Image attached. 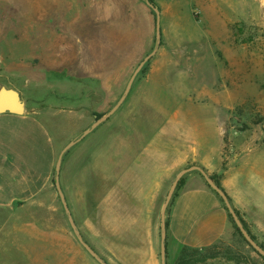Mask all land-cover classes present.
I'll return each mask as SVG.
<instances>
[{
	"label": "rangeland",
	"instance_id": "rangeland-1",
	"mask_svg": "<svg viewBox=\"0 0 264 264\" xmlns=\"http://www.w3.org/2000/svg\"><path fill=\"white\" fill-rule=\"evenodd\" d=\"M154 1L161 34L156 54L118 110L71 147L67 158L78 156L88 141L94 146L105 122L135 114L137 102L146 99L168 115L170 109L185 112L178 114L179 127L193 129L194 120L209 119L222 131L231 157L263 150L264 0ZM155 47L156 14L143 0H0V89L20 94L25 111L48 127L60 151L90 129L96 115L102 118L115 107ZM159 78L162 84L154 86ZM192 166L197 165L183 169ZM218 175L222 187L223 171ZM193 176L213 190L192 171L177 184L173 199L193 186ZM255 182L263 185L259 178ZM247 193L253 197L251 189ZM244 223L264 250V235ZM72 234L78 240L73 229ZM80 249L90 259L82 264H99L81 244ZM165 263L264 264V258L232 228L230 236L202 250H169L166 241Z\"/></svg>",
	"mask_w": 264,
	"mask_h": 264
},
{
	"label": "crops",
	"instance_id": "crops-1",
	"mask_svg": "<svg viewBox=\"0 0 264 264\" xmlns=\"http://www.w3.org/2000/svg\"><path fill=\"white\" fill-rule=\"evenodd\" d=\"M137 104L135 114L105 122L94 146L88 141L78 156H63L60 189L84 242L108 264H161V213L170 181L188 164L208 176L223 171L222 187L234 208L264 235V149L231 157L222 131L209 119L194 120L187 129L178 126V114L185 112L170 109L168 115L147 99ZM61 151L48 127L25 108L22 114L0 113V264L90 260L54 185ZM189 180L193 186L169 208V250L206 249L232 234L218 198L198 177Z\"/></svg>",
	"mask_w": 264,
	"mask_h": 264
},
{
	"label": "water",
	"instance_id": "water-1",
	"mask_svg": "<svg viewBox=\"0 0 264 264\" xmlns=\"http://www.w3.org/2000/svg\"><path fill=\"white\" fill-rule=\"evenodd\" d=\"M146 5L148 7H150L154 13L156 14V47L153 50L152 53H150L149 55H147L143 61L138 65L137 69L135 70V72L133 73V75L131 76L127 87H126V91L123 95V97L118 101V103L115 105V107L109 112L107 113L105 116H103L102 118L98 119L95 121V123L90 127V129L86 130L80 138H78L75 141L70 142L67 146H65L62 151L59 154L58 160H57V164H56V172H55V178H54V185L56 187V190L58 192V195L60 197L61 203L63 205V208L68 216L69 219V223L74 231V234L76 235L79 243L84 247V249L99 263V264H107L102 258H100L96 252H94V250H92V248L87 245L82 236L79 234V232L77 231L74 222L71 218L65 197L60 189V184H59V174H60V167H61V162L63 159V156L66 154V152L73 147L76 143H78L79 141H81L84 137H86L91 131H93L95 129L96 126H98L100 123L106 121L115 111L118 110V108L122 105L123 101L125 100V98L127 97V95L129 94L132 84L138 74V72L141 70V68L144 66V64L149 61L157 52L159 46H160V13L158 11V9H156L154 7V5L152 3H150L149 0H143ZM24 112V104L21 100L20 94L12 89H6V88H2L0 89V113H13V114H22ZM192 171H198L203 178L205 179V181L208 183V185L215 191V193L217 195H219L224 204L225 207L228 211V213L231 215L234 223L236 224L237 228L239 229L241 235L243 236V238L245 239V241L256 251V253H258L260 256H262L264 258V250L258 245L256 244L253 239L248 235V233L246 232V230L244 229L241 221L239 220L238 216L236 215L234 209L231 207V204L229 202V199L227 197V195L225 194V192L223 190H221L219 187H217L213 181L210 179V177L207 175V173L199 166H192L186 169H183L181 172H179L177 174V176L175 177L162 213H161V225H162V234H161V264H166V227H165V216H166V209L168 207V204L173 196V193L176 189L177 184L179 183L180 179L187 173L192 172Z\"/></svg>",
	"mask_w": 264,
	"mask_h": 264
},
{
	"label": "trees",
	"instance_id": "trees-1",
	"mask_svg": "<svg viewBox=\"0 0 264 264\" xmlns=\"http://www.w3.org/2000/svg\"><path fill=\"white\" fill-rule=\"evenodd\" d=\"M149 1H150V3H152V4L154 5V7H155V1H154V0H149ZM146 71H147V67H144V68L142 69V73H143V72H146ZM100 117H101L100 115H96V119H99ZM202 177H203V176H202ZM209 177H210V179H211V180L217 185V187H219L221 190H223L222 187H221V185H220V183H219V175H212V176H209ZM182 183H183V178L179 181L177 188L180 187ZM208 187H209V186H208ZM209 188H210V187H209ZM210 189H211V188H210ZM223 191H224V190H223ZM211 192H212V193L218 198V200H219V201L221 202V204H222V200L219 198V195H217L213 190H211ZM173 197H174V196H173ZM172 201H173V198H172L171 202L169 203V206H168V208H167V210H166V220H165L166 231L168 230V217H167V216H168L169 208H170V205H171ZM222 206H223L224 210H225L226 213H227V216H228V219H229V221H230V223H231V225H232V228L234 229V231H236V232L240 235V237L243 238V236L241 235L239 229L237 228L236 224L234 223V221H233L231 215L228 213L226 207H225L223 204H222ZM234 211H235L236 215L238 216L239 220L241 221L243 227H244L245 229H247L246 226H245V223H244L243 219L240 217L239 213H238L235 209H234ZM251 238L254 239L253 236H251ZM166 240H167V237H166ZM244 240H245V239H244ZM245 242H246V241H245ZM260 247H261V246H260Z\"/></svg>",
	"mask_w": 264,
	"mask_h": 264
}]
</instances>
